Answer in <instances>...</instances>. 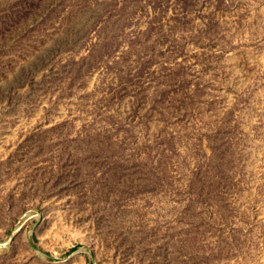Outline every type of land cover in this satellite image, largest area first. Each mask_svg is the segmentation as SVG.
Wrapping results in <instances>:
<instances>
[{
	"label": "rangeland",
	"instance_id": "obj_1",
	"mask_svg": "<svg viewBox=\"0 0 264 264\" xmlns=\"http://www.w3.org/2000/svg\"><path fill=\"white\" fill-rule=\"evenodd\" d=\"M0 264H264V0H0Z\"/></svg>",
	"mask_w": 264,
	"mask_h": 264
},
{
	"label": "trees",
	"instance_id": "obj_2",
	"mask_svg": "<svg viewBox=\"0 0 264 264\" xmlns=\"http://www.w3.org/2000/svg\"><path fill=\"white\" fill-rule=\"evenodd\" d=\"M77 248H78V246H76V247L72 248V250H71V251L73 252V251H75Z\"/></svg>",
	"mask_w": 264,
	"mask_h": 264
}]
</instances>
